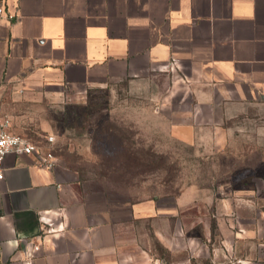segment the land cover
Masks as SVG:
<instances>
[{"label": "crops", "instance_id": "1", "mask_svg": "<svg viewBox=\"0 0 264 264\" xmlns=\"http://www.w3.org/2000/svg\"><path fill=\"white\" fill-rule=\"evenodd\" d=\"M6 12L0 84L56 92L168 78L171 94L159 110L175 139L220 152L235 145L236 134L254 132L253 143L238 142L259 147L263 173L253 187L192 185L165 210L155 199L98 188L68 165L47 170L36 154H8L0 264H120L121 228L203 203L228 217L240 263L264 264V0H6ZM36 145L40 155L50 146Z\"/></svg>", "mask_w": 264, "mask_h": 264}, {"label": "rangeland", "instance_id": "2", "mask_svg": "<svg viewBox=\"0 0 264 264\" xmlns=\"http://www.w3.org/2000/svg\"><path fill=\"white\" fill-rule=\"evenodd\" d=\"M168 80L110 79L27 93L0 84V118L10 122L12 133L36 144L53 137L49 150L57 163L78 170L98 188L155 199L165 210L192 185L253 187L254 176L263 173L256 165L259 147L238 141L253 143L255 133L236 134L235 145L220 152L182 145L159 110L171 94ZM105 128L114 129L116 137L104 141ZM119 142L123 149L116 147ZM147 154L154 156L149 163ZM223 215L203 203L176 217L135 221L119 230L120 264H241L243 252L231 245L234 234Z\"/></svg>", "mask_w": 264, "mask_h": 264}, {"label": "built area", "instance_id": "3", "mask_svg": "<svg viewBox=\"0 0 264 264\" xmlns=\"http://www.w3.org/2000/svg\"><path fill=\"white\" fill-rule=\"evenodd\" d=\"M7 15V18H11L6 12V0H0V17ZM11 124L8 120L0 118V180L3 179V159L8 154L16 155H30L36 154L39 156V167L47 170H52L57 161L54 155L48 150L45 154L40 155V147L36 145L31 139L25 136H20L10 131ZM53 137L46 138V143L51 145ZM38 247L35 246V251Z\"/></svg>", "mask_w": 264, "mask_h": 264}, {"label": "trees", "instance_id": "4", "mask_svg": "<svg viewBox=\"0 0 264 264\" xmlns=\"http://www.w3.org/2000/svg\"><path fill=\"white\" fill-rule=\"evenodd\" d=\"M102 136H104V141H108V140L110 139V136H111V137H116V135H115V130H114V129H111V128H105V130H103V132H102ZM119 141H120V140H119ZM116 147L123 149L122 146H121V144H120V142L117 143ZM129 153H131V152H129ZM148 157H149V159H150V158H153L154 156L151 155V154H149V155L147 154V158H145V161H146L147 163H149V159H148ZM150 163H151V162H150ZM118 165H119V164H118Z\"/></svg>", "mask_w": 264, "mask_h": 264}]
</instances>
